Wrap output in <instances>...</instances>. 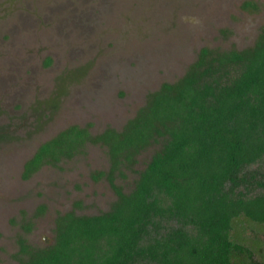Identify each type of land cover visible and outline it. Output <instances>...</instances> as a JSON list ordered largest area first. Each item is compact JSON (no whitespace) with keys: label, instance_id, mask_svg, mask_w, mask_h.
<instances>
[{"label":"rangeland","instance_id":"rangeland-1","mask_svg":"<svg viewBox=\"0 0 264 264\" xmlns=\"http://www.w3.org/2000/svg\"><path fill=\"white\" fill-rule=\"evenodd\" d=\"M263 31L264 0H0V264H20V239L52 245L59 215H99L118 198L107 177L94 178L111 168L102 145L24 179L42 144L71 126L122 131L203 48L244 50ZM161 147L114 183L132 192ZM232 237L264 263V224L238 218Z\"/></svg>","mask_w":264,"mask_h":264},{"label":"trees","instance_id":"trees-1","mask_svg":"<svg viewBox=\"0 0 264 264\" xmlns=\"http://www.w3.org/2000/svg\"><path fill=\"white\" fill-rule=\"evenodd\" d=\"M159 142L124 193L116 175ZM87 143L107 149L111 168L94 178L107 177L116 202L99 215H59L50 246L20 239V264H264L232 237L238 218L264 224V31L244 50L203 48L122 131H62L26 162L23 178L74 158Z\"/></svg>","mask_w":264,"mask_h":264}]
</instances>
